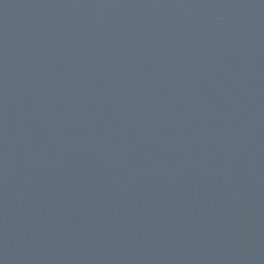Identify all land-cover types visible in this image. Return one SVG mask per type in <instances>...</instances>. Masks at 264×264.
Returning <instances> with one entry per match:
<instances>
[{"label": "water", "instance_id": "1", "mask_svg": "<svg viewBox=\"0 0 264 264\" xmlns=\"http://www.w3.org/2000/svg\"><path fill=\"white\" fill-rule=\"evenodd\" d=\"M0 264H264V0H0Z\"/></svg>", "mask_w": 264, "mask_h": 264}]
</instances>
